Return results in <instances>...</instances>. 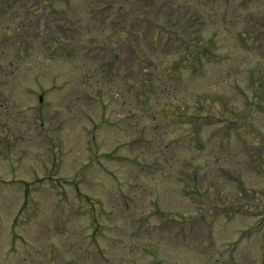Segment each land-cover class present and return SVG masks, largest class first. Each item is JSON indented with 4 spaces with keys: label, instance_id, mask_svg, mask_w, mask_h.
Masks as SVG:
<instances>
[{
    "label": "rangeland",
    "instance_id": "1",
    "mask_svg": "<svg viewBox=\"0 0 264 264\" xmlns=\"http://www.w3.org/2000/svg\"><path fill=\"white\" fill-rule=\"evenodd\" d=\"M81 1L57 6L60 17L41 16L28 31L25 21L19 28L0 17V147L11 144L15 160L1 164L0 152V264H264V60L242 52L237 26L244 14L243 26L264 19V0H182L169 15L179 22L173 38L151 28L162 12L132 25L126 0H99L97 13ZM57 25L71 58L55 55L58 46L45 53L43 41L60 37ZM3 28L17 37L3 39ZM191 33L214 54L179 72L175 61L192 47L180 48ZM171 44L175 51L162 55ZM56 146L62 172L54 179H75L81 189L45 182L26 201L10 179L48 176ZM191 160L202 170L188 168ZM187 187L194 201L184 197ZM83 193L103 206L98 220Z\"/></svg>",
    "mask_w": 264,
    "mask_h": 264
}]
</instances>
